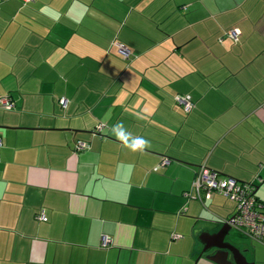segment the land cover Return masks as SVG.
Returning a JSON list of instances; mask_svg holds the SVG:
<instances>
[{"label":"crops","instance_id":"obj_1","mask_svg":"<svg viewBox=\"0 0 264 264\" xmlns=\"http://www.w3.org/2000/svg\"><path fill=\"white\" fill-rule=\"evenodd\" d=\"M2 96L0 264H217L234 202L183 196L200 165L264 204V0H0Z\"/></svg>","mask_w":264,"mask_h":264},{"label":"built area","instance_id":"obj_2","mask_svg":"<svg viewBox=\"0 0 264 264\" xmlns=\"http://www.w3.org/2000/svg\"><path fill=\"white\" fill-rule=\"evenodd\" d=\"M29 2L31 0H21ZM229 37L233 41H237L239 30L236 28L229 29L224 32L218 40L222 41L223 37ZM118 54L125 60L130 58V50L125 45L114 42ZM176 104L180 105L185 112L190 111L194 104L190 97L185 94H175L173 97ZM61 105H65V99L60 98ZM14 104L8 96L0 97V107L4 109L13 108ZM104 128L103 124H98L94 130L100 133ZM89 143L80 139L75 140L74 149L82 151L88 148ZM168 159H163V163H167ZM193 192L191 194L190 192ZM220 193L234 202V213L227 222L231 227L242 232L245 236L255 239L264 244V207L254 196V185L248 182H239L229 176H220L216 171L200 165L196 170L191 181L190 190L183 193L187 198H197L202 200L208 198L212 193ZM37 220L45 221L46 217L43 211L35 215ZM111 240L108 236L102 235L100 238V246H109Z\"/></svg>","mask_w":264,"mask_h":264},{"label":"water","instance_id":"obj_3","mask_svg":"<svg viewBox=\"0 0 264 264\" xmlns=\"http://www.w3.org/2000/svg\"><path fill=\"white\" fill-rule=\"evenodd\" d=\"M231 225L227 222L214 237L218 240L216 245L217 250L211 254L207 255V259L217 263V264H249L242 253L232 244L228 242H223L224 236L228 233ZM202 236V234H201ZM209 248H204V251H208ZM229 253L232 255V259L228 258Z\"/></svg>","mask_w":264,"mask_h":264},{"label":"rangeland","instance_id":"obj_4","mask_svg":"<svg viewBox=\"0 0 264 264\" xmlns=\"http://www.w3.org/2000/svg\"><path fill=\"white\" fill-rule=\"evenodd\" d=\"M243 236V235H242ZM227 239L231 242V244L237 245V243H239L240 239L245 242H249L251 241V239H248L247 237H238V235H236V230L234 227H231L230 232L227 236ZM249 240V241H248ZM264 245V244H263Z\"/></svg>","mask_w":264,"mask_h":264},{"label":"clouds","instance_id":"obj_5","mask_svg":"<svg viewBox=\"0 0 264 264\" xmlns=\"http://www.w3.org/2000/svg\"><path fill=\"white\" fill-rule=\"evenodd\" d=\"M147 143L146 140H144L143 138H138L136 140V146H142L143 144Z\"/></svg>","mask_w":264,"mask_h":264},{"label":"trees","instance_id":"obj_6","mask_svg":"<svg viewBox=\"0 0 264 264\" xmlns=\"http://www.w3.org/2000/svg\"><path fill=\"white\" fill-rule=\"evenodd\" d=\"M226 37V36H225ZM229 38V37H228ZM231 39V38H230ZM233 41V39H231ZM11 100V99H10ZM75 142V141H74ZM255 196V195H254ZM256 198V197H255ZM257 200V198H256ZM258 201V200H257ZM259 202V201H258ZM260 203V202H259ZM261 204V203H260ZM264 207V204L262 205Z\"/></svg>","mask_w":264,"mask_h":264}]
</instances>
